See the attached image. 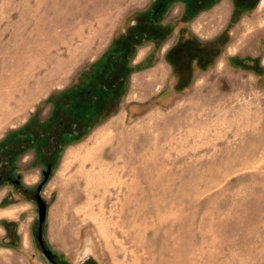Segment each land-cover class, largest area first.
Masks as SVG:
<instances>
[{"label":"rangeland","instance_id":"obj_1","mask_svg":"<svg viewBox=\"0 0 264 264\" xmlns=\"http://www.w3.org/2000/svg\"><path fill=\"white\" fill-rule=\"evenodd\" d=\"M162 3L0 0V264H54L49 167L56 264H264V0Z\"/></svg>","mask_w":264,"mask_h":264},{"label":"trees","instance_id":"obj_2","mask_svg":"<svg viewBox=\"0 0 264 264\" xmlns=\"http://www.w3.org/2000/svg\"><path fill=\"white\" fill-rule=\"evenodd\" d=\"M170 1H173V2H181L185 5V16L189 17V18H193L197 16V14L202 11V10H206V9H209L210 7H212L216 2L217 0H165V4L161 5L160 7V10H163L166 6H168L170 4ZM193 4V8L191 7ZM159 13L161 14V12L156 9L153 14H152V18L147 20L146 24L147 25H150L152 28H156L158 30H161V31H166L167 27L165 26H159ZM161 18V16H160ZM155 25H158V27H154ZM157 38V37H156ZM108 89H111L112 87H107ZM100 89H95L94 87L93 88H88L86 90V96L90 99V103L92 104V108L94 109H97L96 108V104L99 102L100 100ZM99 92V93H98ZM98 110V109H97ZM99 112L97 111V114ZM93 115V112H86L84 114V116H87L88 118ZM9 176L11 177L12 174H9Z\"/></svg>","mask_w":264,"mask_h":264},{"label":"water","instance_id":"obj_3","mask_svg":"<svg viewBox=\"0 0 264 264\" xmlns=\"http://www.w3.org/2000/svg\"><path fill=\"white\" fill-rule=\"evenodd\" d=\"M50 173H51V167H49L47 172H44V180L42 181V183L39 185V187L37 189V203H38V207H39V236H38V239H39L41 248H42L45 256L52 263H55L52 252L47 250L45 243H44V239H43V226H44V223H45L46 218H47L48 210H47V205H46L45 201L42 199L41 192H42L44 184L47 182V180L50 176Z\"/></svg>","mask_w":264,"mask_h":264},{"label":"crops","instance_id":"obj_4","mask_svg":"<svg viewBox=\"0 0 264 264\" xmlns=\"http://www.w3.org/2000/svg\"><path fill=\"white\" fill-rule=\"evenodd\" d=\"M185 6V5H184ZM207 10V9H206ZM206 10H202V11H200L198 14H197V16L201 13V12H204V11H206ZM185 12V11H184ZM196 16V17H197ZM221 20V18L220 17H218V14L215 16V19H214V21H210V24L213 22V24H215V25H213V27H215L216 28V25H217V23H218V21H220ZM215 22H217V23H215ZM9 210H11V209H9ZM3 211V208H0V212L1 213H5V212H7L8 211V208H6V210L4 211V212H2ZM2 227V226H1Z\"/></svg>","mask_w":264,"mask_h":264},{"label":"flooded vegetation","instance_id":"obj_5","mask_svg":"<svg viewBox=\"0 0 264 264\" xmlns=\"http://www.w3.org/2000/svg\"><path fill=\"white\" fill-rule=\"evenodd\" d=\"M159 15H160V13H159ZM4 178H8V180H10V176H9V174L7 175L6 173H0V180H2V179H4ZM7 180V181H8ZM16 182H18V181H16ZM52 255H53V258H54V260H55V263L54 264H56V259H55V257H54V254L52 253Z\"/></svg>","mask_w":264,"mask_h":264}]
</instances>
